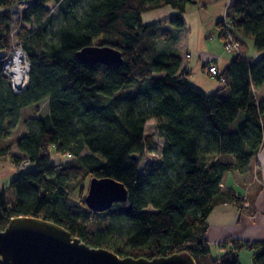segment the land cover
<instances>
[{
  "label": "trees",
  "instance_id": "trees-1",
  "mask_svg": "<svg viewBox=\"0 0 264 264\" xmlns=\"http://www.w3.org/2000/svg\"><path fill=\"white\" fill-rule=\"evenodd\" d=\"M17 1L23 0H0V140L20 122L25 131L0 146V159L30 165L0 187V230L14 217H37L121 257L186 253L197 264H242L247 250L253 264H264V240L229 238L214 258L206 237L213 208L238 200L233 187L221 189L226 176L250 171L264 143V99L256 93L264 89V56L237 54L214 76L220 87L207 93L191 82L181 57L160 44L171 28L185 26L186 5L196 0H24L30 4L15 20ZM50 3L58 8L57 30ZM164 6L176 12L143 22V13ZM225 17L234 36L264 51V0H230ZM20 21L36 27L22 25L17 33L29 72L25 90L16 93L3 67ZM89 45L119 50L123 63L80 62L76 52ZM45 102L48 112L40 116ZM28 107L32 115L22 117ZM150 120L163 140L161 162L141 169L155 139L145 132ZM14 145L21 155L11 153ZM54 155L67 161L54 163ZM91 177L123 183L127 200L90 210L84 185Z\"/></svg>",
  "mask_w": 264,
  "mask_h": 264
},
{
  "label": "crops",
  "instance_id": "crops-1",
  "mask_svg": "<svg viewBox=\"0 0 264 264\" xmlns=\"http://www.w3.org/2000/svg\"><path fill=\"white\" fill-rule=\"evenodd\" d=\"M196 1V3L186 5L183 13L185 26L179 29L171 28L169 39L160 44L164 50L181 57V68L190 72L189 79L193 84L207 93H212L220 87V82L207 72V65L214 64L219 72H222L237 54L256 60L264 56V51L255 50L253 40L243 36L238 38V50L235 48L228 51L223 50L222 45L226 38L220 36L221 27L218 23L225 17L230 0ZM175 12L176 10L171 6H164L143 13L142 19L145 24H150ZM256 93L259 100L264 99V89H258ZM25 109L22 110V114ZM29 115H31L30 110L26 116ZM19 126L21 128L18 136L25 131L24 123L20 122ZM9 142V137L2 139L0 146ZM11 153L21 155L15 145L12 147ZM12 164L10 155L0 159V176L9 173L15 174L14 164ZM251 169L256 171V175L252 178L236 179L233 174L234 184H229L225 180L221 185V189L228 186L233 187L235 194L238 195V200L219 203L209 214L206 236L209 246L217 244L221 248V244L229 238L251 242L264 240V143L258 153L257 160L252 163ZM254 180L257 184L253 188L254 195L250 197L249 191L254 185ZM239 185L246 186V189H239ZM0 187H3L1 183Z\"/></svg>",
  "mask_w": 264,
  "mask_h": 264
},
{
  "label": "water",
  "instance_id": "water-1",
  "mask_svg": "<svg viewBox=\"0 0 264 264\" xmlns=\"http://www.w3.org/2000/svg\"><path fill=\"white\" fill-rule=\"evenodd\" d=\"M82 63L120 65L119 50L104 45L85 46L76 52ZM136 158V157H134ZM125 185L110 177H91L85 196L88 208L104 212L115 203L125 202ZM0 264H197L186 253L154 258L121 257L104 247H94L74 236L63 226L37 217H14L0 230Z\"/></svg>",
  "mask_w": 264,
  "mask_h": 264
},
{
  "label": "rangeland",
  "instance_id": "rangeland-1",
  "mask_svg": "<svg viewBox=\"0 0 264 264\" xmlns=\"http://www.w3.org/2000/svg\"><path fill=\"white\" fill-rule=\"evenodd\" d=\"M88 0H84V2H86ZM28 4H30V1H17L15 3V5L12 7V12H13V16L15 18V20L20 19L21 16V12L22 10L28 6ZM47 9L49 10V12L51 14L54 15L55 18H57L53 24L54 30H57L58 26L60 25V20L58 19L59 17V12H58V8L57 5L55 3H50L47 6ZM25 25L27 26L29 29H34L36 27V24H28V23H24L22 21L14 24V28H13V33H12V51L14 52L16 48H19L20 46H18L19 44V40L17 37V33L19 32V28L20 26ZM223 46V45H222ZM224 50V46L222 47ZM23 50V49H22ZM24 57H25V53L23 51V62H24ZM32 107H29L28 109H25V111L23 112V116H26L29 113L32 115ZM48 112V105H46V102L44 104L41 105V109H40V116H44L45 114H47ZM29 115V116H31ZM27 117V116H26ZM20 126L13 132L11 133V135L9 136V141L13 140L15 137L18 136V134L20 133ZM145 132L146 133H154L155 134V139H154V143L151 146H147L142 154V161H141V169H143L144 165L151 161L154 162L155 164H159L161 162V151H162V146H163V140L161 137H159V135L157 134V130H156V126H155V121L154 120H150L146 123L145 125ZM86 151V150H85ZM227 160L230 159V157L227 156L226 158ZM67 161L65 156L62 155H54L53 156V162L54 163H63ZM13 165V164H12ZM254 166V165H253ZM13 169L16 171L15 174L9 173V174H5L3 176H0V183L1 185L4 187L6 185L9 184V182L11 181L12 178L16 177L20 171H24V170H19L18 168L15 167V165H13ZM19 170V171H17ZM256 171L254 169H251L248 172L245 173H234V176L236 179H247V178H252L253 176L256 175L255 173ZM257 173H258V168H257ZM226 182L229 184H234V177H233V173H230L226 176L225 178ZM89 182H90V178H88L85 182V191H84V196L87 194L88 188H89ZM257 182L254 180V185L253 187H251L250 192V197H252L254 195V189L256 186ZM246 189V186H242L239 185V189ZM210 247V251H211V255L214 258H218L220 256H222L225 252V250L221 249L219 247V245L217 244H212L209 246ZM241 262L242 264H253V259H252V254L250 251L247 250H243L241 252Z\"/></svg>",
  "mask_w": 264,
  "mask_h": 264
},
{
  "label": "built area",
  "instance_id": "built-area-1",
  "mask_svg": "<svg viewBox=\"0 0 264 264\" xmlns=\"http://www.w3.org/2000/svg\"><path fill=\"white\" fill-rule=\"evenodd\" d=\"M222 19H223L222 22L224 24V28L226 29V33H225L226 41L224 42V45H223L224 50L228 51V50H231L232 48H235L238 50L239 39L236 36H234V33H232L231 27H230L229 23L226 21V17H223ZM17 49H20L21 51H23L21 47L16 48L15 51ZM15 51L12 52V55L6 60L4 67H3V72L7 76V78L9 79L10 85H11V88L13 89V91L16 93H20V92L25 90L26 85H27L29 63L26 60V58L24 57L23 64L18 65L16 60H15ZM23 66L25 67V69H22L23 75L21 78H18L16 70L19 68H22ZM206 67H207L206 68L207 72L209 74H211L212 76H215L219 73L217 66L214 64H209ZM68 157H70V155ZM29 165H30L29 160H25V161H22L18 166H15V167L18 168L19 170H21V169H25Z\"/></svg>",
  "mask_w": 264,
  "mask_h": 264
},
{
  "label": "bare ground",
  "instance_id": "bare-ground-1",
  "mask_svg": "<svg viewBox=\"0 0 264 264\" xmlns=\"http://www.w3.org/2000/svg\"><path fill=\"white\" fill-rule=\"evenodd\" d=\"M15 60H16L18 65L19 64L20 65L23 64V51H21L20 49H17L15 51ZM22 69H25V67L23 66L22 68H19V69L16 70L18 78H21L22 75H23V70Z\"/></svg>",
  "mask_w": 264,
  "mask_h": 264
}]
</instances>
